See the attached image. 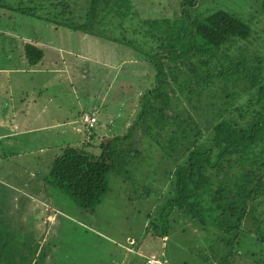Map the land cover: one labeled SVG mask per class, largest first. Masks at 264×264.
Returning <instances> with one entry per match:
<instances>
[{
	"label": "trees",
	"instance_id": "trees-1",
	"mask_svg": "<svg viewBox=\"0 0 264 264\" xmlns=\"http://www.w3.org/2000/svg\"><path fill=\"white\" fill-rule=\"evenodd\" d=\"M185 2L193 5L195 0ZM0 7L82 36L107 38L128 47L133 43V50L151 67L125 132L101 136L100 153L95 155L74 145L61 147L48 169L52 187L82 209L93 211L109 191V173H124L126 166L133 169L140 155L136 145L152 141L158 146L160 165H170L163 174L166 183L170 181L167 194L160 195L152 213L147 214L148 235L170 236L169 215L174 210L183 222L188 218L192 225L215 228L223 224L229 233L238 230L243 221H251L256 240L264 245V218L259 219L262 211L256 209L264 207V49L252 50L250 30L244 23L217 10L195 20L190 32H174L160 18L151 22L160 25L156 36L152 34L156 49L149 46L143 52L136 39L124 36L127 29L132 35L139 33L130 24L123 25L132 9L130 0H48L45 16L39 14L40 3L34 0H0ZM222 45L227 50L233 46L234 54L227 58L224 53L219 61L212 54ZM23 56L32 66L43 53L26 44ZM227 79L229 84L224 87ZM236 81L240 88L233 86ZM95 124L86 127L88 146L97 140L92 132ZM218 211L219 217L228 214L234 221L212 216ZM237 240L236 232L225 244ZM12 248L1 245L0 264H38L33 256L45 258L44 252L32 250L27 257ZM233 254L231 250L218 264H230ZM150 255L166 264L153 253L144 255L142 264Z\"/></svg>",
	"mask_w": 264,
	"mask_h": 264
},
{
	"label": "rangeland",
	"instance_id": "rangeland-1",
	"mask_svg": "<svg viewBox=\"0 0 264 264\" xmlns=\"http://www.w3.org/2000/svg\"><path fill=\"white\" fill-rule=\"evenodd\" d=\"M34 1L35 3H40L39 14L45 16L48 0ZM82 1L80 0V2ZM130 2L132 9L130 15L127 16L128 18L124 19L123 25L130 24L139 33L132 35L130 34L132 30L127 29L124 32V36L134 40L136 39L137 48L143 49V52H147L149 46L156 49L157 42L152 38V34L156 36L158 33L157 29L160 25L153 26L151 24L152 21L158 22L162 18L161 20L164 21L165 19L168 23L170 31L175 29V32L177 29L176 32L178 30L190 32L195 20L200 21L217 10L226 11L248 27L250 30L249 38L250 40L252 39V50L264 49V0H195L193 5L186 4L185 0H130ZM181 10H183V16H181ZM1 13H6V15L2 16ZM30 19L34 20L35 18L11 13L0 7V30L2 32H4L3 30H7L10 33L23 32L25 35L30 33L33 36V33L44 31V29L30 26ZM163 21L161 24L165 26L166 22ZM16 24L23 28L17 29ZM50 26H48L49 30L48 32L46 31V35L52 37L50 31L54 29V26ZM61 31L64 32L65 29ZM61 31H57V34ZM114 32L115 35H118L116 30ZM80 37L81 39L85 38L83 36ZM60 38L64 41L61 44L66 45V38L63 34H61ZM91 38L94 39V37ZM196 41L202 44L203 40L196 38ZM106 42V39H97L89 42L83 40L81 43L83 48H72L82 55L91 57L95 56L93 55L96 54L95 52L102 51L98 57L107 61L108 56L105 50ZM68 44L72 43L68 42ZM131 45L129 47L130 49L135 44L132 43ZM0 46L5 49H10L11 43L7 42V37H1L0 35ZM225 47L222 45L214 50V53H216L212 55L216 56V60L223 61L224 53L227 58H230V55L234 54L232 53L233 46L229 50H227L228 46ZM3 52L5 53L6 50ZM3 52L0 49V61L3 62V66H7V60L11 58L6 59ZM118 55L124 56V53L119 52L117 53ZM21 59L26 63L23 65L24 68H27V66L28 68L37 67L36 65L38 63L31 66L25 58ZM136 62L138 63L135 66L126 64L127 61L123 62L122 64H125L124 71L127 75L132 71L131 74L133 76L131 77L138 84L144 86L148 82L146 76L151 75V67L148 62L137 60L133 64ZM94 63L97 62L94 61ZM90 71H93L95 74L91 87L93 89L99 87L93 92L94 94L98 93L99 98L105 87V83L102 85L100 80L102 71L96 65L91 66ZM119 73L120 71L117 72V75L115 73L113 76L118 82H120ZM101 76L106 81L104 76ZM10 78V88H16L18 86L24 88L26 85L29 88L26 78L23 75L12 74ZM227 80H224V87L229 84V80ZM122 81L123 83H127L125 78ZM62 84H66V81L63 80ZM130 85L133 86L134 84ZM233 86L240 88V82L236 81L233 83ZM0 87L5 88V85ZM28 88L27 90L24 89L22 94L13 92V95H7L15 100L13 107L17 108V111L19 110L18 112L15 111L18 116L15 120L20 124L29 123V115L33 118L35 115H38V106L32 107L31 103L30 109L29 105L26 106L27 108L24 107V105H21L24 98L18 102L21 95L25 97V92L29 93ZM121 93H115V100L117 101L116 107L114 108L115 115L112 118V124H101L103 116H110L109 112L105 110L99 113L96 110L93 111L98 121L100 120L94 129H92V132L97 135V140L93 143L94 145L88 146L87 136H84V138L79 137V139L77 135H73L74 131L71 133L66 130L68 128L57 127L54 130L40 132L39 144H46L47 147L51 146L52 148L38 155L36 161L31 160L32 158L16 157L10 160L8 159L9 161L7 160V162L0 161V165L4 168L7 167V170L11 169L13 173L21 174L23 172L28 177L24 166L28 164L34 170L38 165L37 163L39 161L43 163L44 160L47 163L48 169H50L55 156L61 150L60 146H73L75 144L74 146L93 155L100 153L98 141L103 139L101 138V134L109 137L116 130L115 134H123L125 131L119 127V124L125 121L126 117H128L130 124L132 123L133 118L131 117L134 115V111L131 112L129 110V103L122 100L124 93ZM5 98L6 95L2 92L0 94V102L5 100ZM108 99L109 97L107 96L106 100ZM89 105L90 103L86 107ZM119 105H121V108ZM3 107V103H0V120L6 118V121L9 122L11 120L8 118V112L7 110L2 111ZM132 107L133 110L137 108V102ZM119 111H122V113L119 114ZM84 118L85 116L82 118L83 122ZM34 119V123L42 121L40 115ZM79 127L81 126L79 125ZM10 128L12 130V126ZM34 139L23 143L21 150L28 147L33 150L35 148L33 147ZM77 139L79 141H76ZM145 143L146 141L143 140L140 145H136V149L140 151V155L137 157L133 169L126 166L124 167V173H109L107 176L109 191L103 196L93 211L82 209L68 195L52 187L49 183L48 175L43 179L45 185L44 188H41L42 190L38 188L34 189L31 187L32 184H30L29 190L32 192L33 198L40 201L27 203L26 199H19L17 195L15 197L13 191H0V195L6 198L8 203H11L12 198L14 200L16 199V201L12 202L14 205H8V213H5V209L0 215V247L1 245L13 247L12 249L25 254L27 257L32 250H35L36 254L44 252L45 258L43 260L37 259L34 256L32 257L33 262L37 260L38 264H142L143 256L148 253L162 257L166 264H218L221 257H224L231 250L234 254L230 264H264V245L256 240L250 224L251 221L249 222L248 220L243 221L238 230L234 229L229 233L226 231L227 227L223 224L215 228L206 225H192V222L188 218L187 221L183 222L179 216H176L173 210L169 215V225L170 221L172 222L170 236L159 239L145 232V222L148 220L146 218L147 214L149 212V214L152 213L157 200L162 198L160 195L167 194V185L170 181L168 180L166 183L167 180L165 175H163L165 171L167 172L166 169L170 165L168 164L167 167L163 164V166L160 165L158 146L152 141L148 142V144ZM55 145L57 147H54ZM166 177L168 178V175ZM8 178L15 179L11 176H8ZM217 178L215 176V180ZM23 180L16 179V182L11 181V183L17 185L23 183ZM215 180L213 179V181ZM39 182L41 183L40 180ZM39 182L34 178V187H38ZM17 194H20V192L17 191ZM208 199L207 196L203 195V200L208 202ZM38 202H42L45 205H40ZM163 203L164 200L160 202V204ZM256 209L262 211L258 217L259 219H263L264 207H256ZM218 215L219 211L212 214L215 218L219 217ZM233 218L228 214H225L223 218L219 217V219L227 220V222L231 223L234 221ZM236 232L238 233L237 242L232 245H226V240L232 241V237ZM29 259L31 260V256Z\"/></svg>",
	"mask_w": 264,
	"mask_h": 264
},
{
	"label": "crops",
	"instance_id": "crops-1",
	"mask_svg": "<svg viewBox=\"0 0 264 264\" xmlns=\"http://www.w3.org/2000/svg\"><path fill=\"white\" fill-rule=\"evenodd\" d=\"M5 15L6 13L2 14V16ZM29 22L30 26H34L38 29H44V31L33 33L34 35L31 36L30 33L25 35L23 32L10 33L7 32V30H3L4 32L0 30L1 37H7V42L11 43L10 49H5L4 47L0 46L2 52L6 50L5 53L3 52L6 59L11 58L10 60H7V66H3V62L0 61V86L5 85V88L0 87V94L3 92L6 95L5 100L0 103H3L4 106L2 111L7 110L8 118L11 120L9 122L6 121V118L4 120H0V161L7 162L8 159L10 160L16 157H25L27 159L32 158L31 160L36 161V158L38 159V155L43 154V152L47 151V149L52 148L51 146L47 147L46 144H39L38 140L40 132L54 130L57 127L68 128L66 130L70 131L71 133L74 131L73 135H77L78 138H84V136H87L88 141L89 130L86 129L85 123L82 121L83 116L96 117L98 122V118L96 114L93 113V111L96 110V112L99 113L102 110H105L110 113V116H103L101 119V124H112V118L115 115L114 108L116 107L117 101L115 100V93H124V96L122 95V100H124L126 103H129V110L131 112L134 111V114L137 108H134L133 110L132 105L138 102L140 97L144 94L143 86L138 84L137 81L131 77L133 76L131 74L132 71L130 72L131 75L128 74L129 76L127 73H125V64H122L123 62L127 61L126 64L135 66L138 62L135 64H133V62L137 60L143 61L133 50V48L130 49L125 44L121 45L113 40L104 38L107 40L105 43V50L108 56L107 61L98 57L102 51L95 52L96 54H93L95 55L94 57L82 55L72 47H82L81 43L83 40L89 42L95 41L97 39H104L94 36H91L94 37V39L88 36H83L85 38L81 39L80 36L82 35L79 33L67 31L66 29L64 32H62L61 30L63 29H59L55 27V25H53L54 29H51L50 31L52 33L51 37L46 35V31L48 32V26H52V24H48L37 19H30ZM16 26L17 29L23 28L18 24H16ZM57 31L61 32H58L57 34ZM61 34H63V36L66 38L65 44L67 46L61 44L63 41V39L60 38ZM68 42L72 43L73 45L68 44ZM26 44L39 48L43 53L41 60L37 62L38 64L36 63L37 67H29V69L28 66L27 68H24L23 66L26 63H24L25 61H23L21 58L24 59L23 53L24 46ZM119 52H123L124 56H117V53ZM94 61L97 63H94ZM95 65L99 66V69L102 71V74H100L102 85L105 83V87L99 98L98 93H93L99 87L96 89L91 87L93 84V78H95V74L93 71H90V67ZM119 71V81L121 82L125 78L127 83H123V81L120 83L118 80L113 78L115 73L117 75V72ZM12 74L23 75L26 78L29 88L27 85L24 88H21L20 86L16 88H10L11 81L9 80L11 79L10 76ZM101 75L104 76L106 81L103 80ZM63 80L66 81V84L61 85ZM130 84L134 85L132 86ZM27 88L29 93L25 92V97H22L23 95H21L18 102L24 98L23 103L21 104L24 105V107L29 105L30 109L31 103L32 107L38 106V115H35L34 118H38L40 115V119H42L41 122L34 123L35 119L30 115L29 123L20 124L17 122V120H15L16 117H18L17 112L19 110L17 111V108L13 107L15 100H13L10 96L8 97L7 95H13V92L22 94L24 89L27 90ZM107 96L109 97L108 100H106ZM88 103H90V105L86 107ZM119 107L121 108V105H119ZM15 111L17 112L15 113ZM120 113H122V111H119V114ZM133 116L131 118H133ZM127 120L128 117H126L125 121L119 124V127H121L124 131L130 125L129 120ZM78 124L82 128L79 127ZM10 126H12V130ZM101 136L104 138L106 137L105 134H101ZM31 139H34L33 147L35 148L31 150L30 147H28L24 150H21L22 144L29 142ZM79 139L76 141H79ZM54 147H57V145ZM59 151L61 152V150ZM7 154L9 155L7 156ZM43 163L39 161V163H37V167L34 170H32L28 164L27 166H24L28 177L25 176L23 172L21 174L13 173L11 169L7 170V167L4 168L2 165H0V191H13L15 197L17 195L19 196V199H26L27 203L31 201H40L33 198L32 192H30L29 188L30 184H32L31 187L34 189L38 188L39 190H42L41 188H44L45 183L43 179H45V176L48 174V166L46 161L43 160ZM8 176H11L15 179H9ZM37 177H39V179H37ZM34 178L37 180V182H39V180L41 181V183L39 182L38 187H34ZM16 179L24 180L23 183L17 185L11 183V181L16 182ZM17 191H19L20 194H17ZM13 201H16V199L14 200V198H12L11 203H8L6 198H3L0 195V215L5 209V213H8L7 207L8 205H14V203H12ZM38 203L40 205H45L42 202Z\"/></svg>",
	"mask_w": 264,
	"mask_h": 264
},
{
	"label": "built area",
	"instance_id": "built-area-1",
	"mask_svg": "<svg viewBox=\"0 0 264 264\" xmlns=\"http://www.w3.org/2000/svg\"><path fill=\"white\" fill-rule=\"evenodd\" d=\"M84 123L85 126L90 128L95 124V119L94 117H90V116H85L84 118ZM145 264H162L158 258L154 257L153 255H150Z\"/></svg>",
	"mask_w": 264,
	"mask_h": 264
}]
</instances>
